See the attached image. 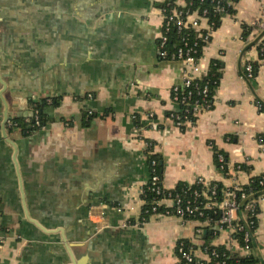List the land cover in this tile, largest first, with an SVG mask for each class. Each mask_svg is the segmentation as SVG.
I'll return each instance as SVG.
<instances>
[{
	"label": "crops",
	"instance_id": "1",
	"mask_svg": "<svg viewBox=\"0 0 264 264\" xmlns=\"http://www.w3.org/2000/svg\"><path fill=\"white\" fill-rule=\"evenodd\" d=\"M164 2L0 0V264H177L184 240L201 259L207 243L247 254L231 228L207 242L212 224L174 215L143 222L142 210L148 143L167 189L198 179L243 187L264 174V33L243 37L245 24L264 18V0H238L221 17L196 73L221 61L213 105L184 129L170 114L180 109L172 89L186 66L158 46ZM248 62L259 64L252 78ZM48 97L60 103L46 105L41 127L8 123L29 121L31 101ZM213 146L228 156L225 174Z\"/></svg>",
	"mask_w": 264,
	"mask_h": 264
},
{
	"label": "built area",
	"instance_id": "2",
	"mask_svg": "<svg viewBox=\"0 0 264 264\" xmlns=\"http://www.w3.org/2000/svg\"><path fill=\"white\" fill-rule=\"evenodd\" d=\"M211 1L214 2V14H219L221 17L226 15L228 10L235 4L234 0ZM164 3L165 6L161 7V15L163 18L162 33L158 42L160 55L165 60L181 61L186 66L182 84L176 85L172 89L173 101L182 105L183 110L171 112L170 117L176 126L181 127L186 123L192 122L190 116L196 117L210 110L213 105L210 99L208 83L200 84V81L204 77L196 73L199 70L198 61L200 58V56H197L198 40L204 42L205 45L210 41L214 31V23L209 20V10L207 8L201 9L198 7L193 9L194 0H165ZM203 22H207L205 29L202 28ZM252 25L256 27L254 30L258 29L263 31L264 18L258 19ZM172 29H175L181 35V39L178 46L176 45V49L170 52L167 48V44L169 41V33ZM190 30L196 34L197 40L194 42L190 40L187 34ZM185 31H187L186 34ZM245 72L246 77H253L254 68L252 63L248 62L245 65ZM46 101L51 103L52 99L48 97ZM92 113L91 110H88V115ZM183 116H185V119H183ZM133 117L136 118L135 115H133ZM34 120L36 126H42L38 110H34ZM8 123L11 126L16 125L13 121H9ZM259 142L260 144H264V139L262 137L259 138ZM150 147L151 144L148 143V152L152 154ZM147 156L146 152V157ZM219 161H224V157L221 154H219ZM150 165L152 167V175L148 183V190L155 195L151 208L152 215H174L182 220L196 219L211 224L212 217L206 211L216 209L221 211V217L218 220L219 231L231 228L235 232L237 229L242 230L244 226L240 224L236 229L235 226H230V224L233 221H240L243 219L246 225H252V218L257 214L260 203L264 201V192L262 195L255 198L252 193H250L251 191L247 192L241 186H235L224 190L223 199L217 201V185H212V182L203 179H198L197 181L207 186L210 191L209 193L195 190L191 192V196L187 198L181 194L174 195L171 189H167L163 186L162 179L156 173L155 167L157 161L152 159ZM259 185L264 189V177L260 178ZM238 192L240 193V199L244 201L242 203H245V209L242 215H239V209L242 204L238 199ZM161 207L162 210H159ZM144 221H146L145 218L143 219V222ZM224 225H228L229 228H224ZM251 237L252 235L247 232L245 234V241L247 244L241 247L247 253L251 250L249 244ZM177 252L179 260H184V264H193L194 262H196V264H201L204 260L195 256L192 246L186 248L184 241L178 243ZM212 253L216 255V251L213 250Z\"/></svg>",
	"mask_w": 264,
	"mask_h": 264
},
{
	"label": "trees",
	"instance_id": "3",
	"mask_svg": "<svg viewBox=\"0 0 264 264\" xmlns=\"http://www.w3.org/2000/svg\"><path fill=\"white\" fill-rule=\"evenodd\" d=\"M235 2L238 0H234ZM213 5L214 2H212L211 0H204V1H200V0H194L193 3V9L200 7L201 9L203 8H207L209 10V20L211 22L214 23V29H216L220 23H221V16L219 14H214L213 12ZM165 3H163L161 5V7H164ZM234 11L233 7L230 8L228 10V13H232ZM254 28H256L253 25H244V31H243V37L247 38L248 35L254 30ZM187 33V31H185V34ZM190 37V40L192 42H194L195 40H197L196 34L193 31H189V33H187ZM180 39H181V35L175 30L172 29V31L169 33V41L167 44V48L169 49V51H174L176 49V45L178 46V44L180 43ZM263 45V44H262ZM261 45V46H262ZM205 46L204 42H201L200 40H198V53L197 56H201L202 55V50L203 47ZM259 54L261 58H264V47H260L259 48ZM221 61L219 60H215L211 62L210 65V69L209 72L207 74V76H205L201 81L200 84H204V83H208L209 86V90H210V99L213 98V94L216 90V88L219 85V81H220V74H221ZM259 64L257 62L253 63V68H254V74L257 73ZM59 102V98L57 97H52V102L48 103L45 101V99L39 100V101H31V106L33 108V110H38L40 113V118H41V123L43 124L45 122V117H44V109L46 107V105H53L56 106L58 105ZM180 107L179 111L183 110V106L182 105H178ZM87 115V116H86ZM94 114H90L88 115V113H84V121L86 123L90 122V120L93 118ZM183 119H185V116H183ZM190 119L193 122H195V117L190 116ZM13 122L17 124V126L21 127L23 130H33L35 128H37L38 126L35 125V120H34V116H31V118L29 119V121L24 120L23 118H12ZM137 120V123H139V120ZM185 121V120H184ZM186 124L182 125L181 128H185ZM264 139V138H263ZM214 152H215V162L217 165V168L222 172V173H226L228 170V156L222 152L221 150H218L215 146H213ZM219 154L223 155L224 157V161L220 162L219 161ZM152 159H155L157 161V165H156V173L160 176V178L162 179V171H161V165H160V157L156 156V155H151L149 154L148 160H149V164L150 161ZM150 168L152 170V167L150 165ZM264 177V174H261L259 176H255L251 179V182L249 185H245L243 186V188L245 189V191L252 193V195L256 198L260 195L263 194L264 189L259 185V180L260 178ZM151 178V177H150ZM212 185H217V196H216V200L220 201L223 199V195H224V190H226V188L219 182H212ZM202 191V192H207L209 193V188L205 185H203L202 183H200L199 181H196L194 184H189V183H185V182H180L178 183V185L174 188L171 189V192L176 195V194H181L183 196L190 197L191 196V192L193 191ZM187 191V192H186ZM144 198L146 203L144 204L143 210H142V217L143 219L145 218V220L149 219L150 216H152L151 214V208H152V203L155 199V195L150 192V190H148V185L145 189L144 192ZM189 199V198H188ZM238 199L240 201V203L242 204L240 209H239V215L243 214L244 211V206L245 203L242 199H240V193L238 192ZM159 210H162V207L159 208ZM211 217V224L215 227V230H210V232H208V235L206 237V241L208 242V240H210L211 238L214 237L215 234H217L219 232L218 229V220L221 217V211L220 210H207L206 211ZM259 213V208L257 209V214ZM257 214L254 215V217L252 218L253 224L252 225H246L244 220L241 219L240 221H233L230 226H235L236 229L238 227V225L242 224L244 226V228L242 230H236L233 233V236L235 238V240L238 242L240 247H244L247 242L245 241V234L247 232H249L252 237L250 238L249 244L251 247V250L249 251V253L247 254H241L239 251L233 250V249H229L225 246H214L211 245L210 243L206 244V252L208 254V259H204L201 264H264V257L262 258L261 256H259L256 252V242L254 239V233L255 230L258 226V217ZM224 228H229L228 225H224ZM184 244L186 248L189 247H193V245L187 241L184 240ZM216 251V255H214L212 252ZM178 255V252H177ZM177 264H184V260H179V262ZM193 264H196V262H194Z\"/></svg>",
	"mask_w": 264,
	"mask_h": 264
},
{
	"label": "water",
	"instance_id": "4",
	"mask_svg": "<svg viewBox=\"0 0 264 264\" xmlns=\"http://www.w3.org/2000/svg\"><path fill=\"white\" fill-rule=\"evenodd\" d=\"M264 33V30L262 31V34ZM4 122H3V127L5 128V124H6V122H7V120L9 119V116H8V113L7 112H5V115H4Z\"/></svg>",
	"mask_w": 264,
	"mask_h": 264
}]
</instances>
